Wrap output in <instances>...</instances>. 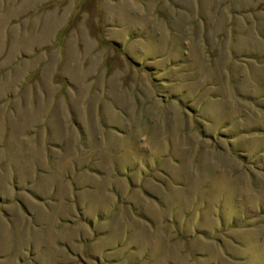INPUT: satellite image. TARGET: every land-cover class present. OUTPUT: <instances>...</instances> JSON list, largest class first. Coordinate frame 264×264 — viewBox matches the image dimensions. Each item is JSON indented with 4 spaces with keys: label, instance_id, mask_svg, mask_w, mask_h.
<instances>
[{
    "label": "rangeland",
    "instance_id": "rangeland-1",
    "mask_svg": "<svg viewBox=\"0 0 264 264\" xmlns=\"http://www.w3.org/2000/svg\"><path fill=\"white\" fill-rule=\"evenodd\" d=\"M0 264H264V0H0Z\"/></svg>",
    "mask_w": 264,
    "mask_h": 264
}]
</instances>
